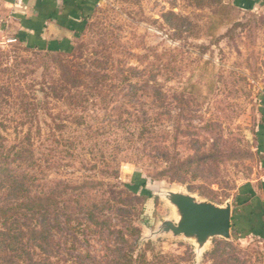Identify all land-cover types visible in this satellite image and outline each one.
Returning a JSON list of instances; mask_svg holds the SVG:
<instances>
[{"label": "rangeland", "instance_id": "obj_1", "mask_svg": "<svg viewBox=\"0 0 264 264\" xmlns=\"http://www.w3.org/2000/svg\"><path fill=\"white\" fill-rule=\"evenodd\" d=\"M56 49L38 53L0 38V107H8L0 138L8 147L29 128L37 172L63 180L72 196L86 190V198L110 200L112 209H95L111 218L109 230L96 234L84 221L75 233L65 226L55 235L67 259L59 264H109L115 248L127 252L130 243L134 256L143 249L149 260L164 256L159 264H264V237L251 219L261 210L249 202L250 182L263 175L256 127L264 118V7L98 0ZM37 99L46 107L39 122L16 113ZM159 189L228 201L231 247L222 251L215 237L196 253L182 236L149 237L161 219L174 218ZM73 204L60 213L85 218L87 209Z\"/></svg>", "mask_w": 264, "mask_h": 264}, {"label": "trees", "instance_id": "obj_2", "mask_svg": "<svg viewBox=\"0 0 264 264\" xmlns=\"http://www.w3.org/2000/svg\"><path fill=\"white\" fill-rule=\"evenodd\" d=\"M25 47L38 53L60 54L61 52L59 49ZM76 94L80 93L76 92ZM36 95L35 93V98ZM44 95V97H47L48 93L44 92ZM26 97L22 93L21 102H24ZM41 104L40 100L37 99L35 103L29 101L28 107H16L15 110L16 113H23L27 118L26 121L39 122V111L46 108L38 107ZM7 108L0 107V129L5 128L3 117L8 111ZM37 127L39 129L40 126L37 125ZM0 140V264H59L60 262H66L67 259H64L62 255L61 241L59 237L55 239V235L63 231L65 226H68L75 233L82 222L85 221L87 226L91 225L92 228H97L96 230L90 229L96 234L103 233L105 228L109 230L111 218L102 216V213H97L95 209L98 205L112 209L108 204L110 200L98 199L95 192L94 194L89 193L86 198V190L78 191L72 196L70 193H66L68 184L66 187L63 180L59 178L47 180L41 170H39V173L33 168L32 137L29 128L24 131L16 143L8 147L2 142L3 138H0ZM201 156L196 155V157ZM192 159L193 156L186 157L181 160V163L188 164ZM84 183L86 186L88 184H98L96 181L89 182L88 180ZM81 185L73 186L77 189ZM90 187L93 188L92 185ZM85 198L86 203H82ZM71 203H74L73 208L79 205L87 209L84 214L85 218L76 215L78 210H71V213H60L59 210L62 206L65 208ZM144 203L141 211L145 209ZM235 227L231 223V228ZM129 228L132 231L130 235L136 233L135 242H138V229L134 226ZM116 231L122 238V231ZM73 233L71 237L73 242L77 243V235ZM126 244H129L128 240ZM144 245L145 248L150 247L151 242L147 241ZM219 245H221L222 251H225L227 247H231V244L224 239L219 241ZM128 246L127 252H124L121 247H116V253L109 259V264H159L163 261L164 256H157L156 260H149L146 257L145 249L134 256L130 251V248L133 249L134 244L130 243Z\"/></svg>", "mask_w": 264, "mask_h": 264}, {"label": "crops", "instance_id": "obj_3", "mask_svg": "<svg viewBox=\"0 0 264 264\" xmlns=\"http://www.w3.org/2000/svg\"><path fill=\"white\" fill-rule=\"evenodd\" d=\"M97 1L0 0V38H13L29 47L56 49L58 42L71 38V34L74 35L83 21L88 20ZM231 1L245 10L264 7V0ZM261 97L263 100L264 91ZM260 110L264 115V107ZM256 138L263 175L250 182L249 202L261 210L257 211L251 219L260 236L264 237V211H262L264 209V118L256 127ZM238 202L243 203V199L241 198Z\"/></svg>", "mask_w": 264, "mask_h": 264}, {"label": "water", "instance_id": "obj_4", "mask_svg": "<svg viewBox=\"0 0 264 264\" xmlns=\"http://www.w3.org/2000/svg\"><path fill=\"white\" fill-rule=\"evenodd\" d=\"M157 194L173 208L174 218L161 219L149 232V237L182 236L194 243L196 253H200L211 238H230L232 206L228 201L217 204L174 189H159Z\"/></svg>", "mask_w": 264, "mask_h": 264}]
</instances>
